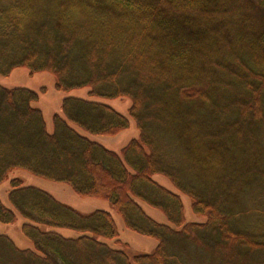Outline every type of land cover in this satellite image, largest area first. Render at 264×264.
Listing matches in <instances>:
<instances>
[{"label":"trees","instance_id":"16d2710c","mask_svg":"<svg viewBox=\"0 0 264 264\" xmlns=\"http://www.w3.org/2000/svg\"><path fill=\"white\" fill-rule=\"evenodd\" d=\"M18 68L90 97L66 96L50 132L45 88L0 83V183L14 170L66 182L158 244L131 256L108 242L111 211L15 176L0 221L22 217L33 245L0 233V264H264V0H0V75ZM101 98H129L128 115ZM130 118L139 136L120 151L77 129L114 136Z\"/></svg>","mask_w":264,"mask_h":264},{"label":"rangeland","instance_id":"374dc122","mask_svg":"<svg viewBox=\"0 0 264 264\" xmlns=\"http://www.w3.org/2000/svg\"><path fill=\"white\" fill-rule=\"evenodd\" d=\"M56 78L49 72H36L30 73L26 68L15 69L9 76L0 75V83L6 87H28L37 92H40L42 88H45V93H40V100L35 103L43 111L44 118L47 123L48 130L53 131V115L55 113L62 114V101L68 95H75L81 97H90L89 88H77L71 92L60 90L56 86ZM102 101L108 102L119 111L128 115V109L131 105L129 98L122 99H102ZM131 125L128 129L121 131L117 135L108 136L100 134H92L85 130L77 127V129L89 137L102 142L105 146L110 149L120 151V149L128 143L132 138L139 136V130L133 119L130 118ZM15 176H21L25 184H31L40 186L52 193L56 198L61 201L70 204L74 208L88 213L95 209L102 208L109 210L113 213L116 222L118 224L120 232V242L117 240H109L108 242L114 247L124 248L126 251L133 256L137 253H149L155 249L158 244L157 239L146 235L139 234L135 231L130 230L125 226L122 217L116 212L111 203L107 200L83 197L78 195L73 188L66 182L55 181L45 177L34 175L26 170H14L10 175L9 179H6L0 183V199L7 205H10L8 199V191L10 187V178ZM157 179L166 184L169 188L176 190L173 184L164 176L158 175ZM186 206V216L188 220H203L204 218L200 215H196L191 209V200L185 194H182ZM146 211L160 222L169 223L167 217L159 210L144 204ZM23 222L22 217H19L16 223H4L0 221V233L9 235L15 243L21 247H32V242L22 233L21 224ZM63 233L75 236L76 232L69 229H62Z\"/></svg>","mask_w":264,"mask_h":264}]
</instances>
